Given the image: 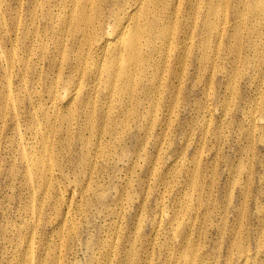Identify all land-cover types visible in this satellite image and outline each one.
<instances>
[{"label": "rangeland", "instance_id": "374dc122", "mask_svg": "<svg viewBox=\"0 0 264 264\" xmlns=\"http://www.w3.org/2000/svg\"><path fill=\"white\" fill-rule=\"evenodd\" d=\"M215 6L212 69L204 34L179 81L75 90L71 5L0 0V264H236L240 236L264 264V0Z\"/></svg>", "mask_w": 264, "mask_h": 264}, {"label": "bare ground", "instance_id": "6f19581e", "mask_svg": "<svg viewBox=\"0 0 264 264\" xmlns=\"http://www.w3.org/2000/svg\"><path fill=\"white\" fill-rule=\"evenodd\" d=\"M66 1L71 7L70 14L65 19V31L61 36L63 38L61 54L64 56L74 53L76 56L69 62L61 63L58 69L64 67L69 69L68 74L73 75L67 76L63 81L72 83L75 90L82 88L81 84L90 85L102 77L108 79V85H113V81L115 85L124 86L136 85L137 78L140 77H144L143 83L149 79H160L161 86L167 76L179 81L184 72L182 63L185 64L186 57L191 53L188 44L196 43L198 56L201 52L198 42L204 38V34L208 38L204 46L208 64L203 67L198 65L195 76L215 66L217 49L215 42L218 36L216 29L219 21L216 16V0L208 2L203 10H198L194 6L191 11L184 6L189 0ZM235 24L238 25L239 21L236 20ZM167 25L169 28L173 26L169 32L166 29ZM198 29L199 33L195 36ZM259 50V53L253 54L258 65V59L263 55V51ZM172 56L176 64L168 69V61ZM153 58L164 60L165 63L162 66L158 65L159 69H156V65L149 66ZM262 72L264 76L263 67ZM76 75L79 76V82L73 81ZM60 80L61 78L56 79V87ZM181 86L179 82L177 88L180 89ZM189 219L187 216L186 221ZM182 234L184 233L180 231L179 235ZM240 238L241 236L231 244L233 247L236 246V251H231L228 258L233 259L236 264H247L251 258L257 257L259 247L247 249L243 243V245L239 243ZM258 245L264 246V242ZM260 255L264 256L262 252ZM178 258L177 264H192L191 256L184 260L182 255ZM201 262L198 261L196 264Z\"/></svg>", "mask_w": 264, "mask_h": 264}]
</instances>
